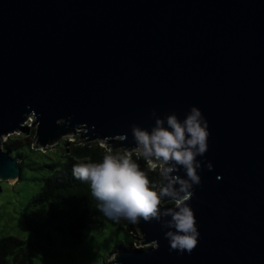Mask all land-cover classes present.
Returning <instances> with one entry per match:
<instances>
[{
  "label": "water",
  "instance_id": "water-1",
  "mask_svg": "<svg viewBox=\"0 0 264 264\" xmlns=\"http://www.w3.org/2000/svg\"><path fill=\"white\" fill-rule=\"evenodd\" d=\"M193 106L210 132L198 246L171 251V217L141 219L143 246L108 264H264V0H0V182L22 178L4 139L31 117L41 149L78 131L133 152V125Z\"/></svg>",
  "mask_w": 264,
  "mask_h": 264
},
{
  "label": "clouds",
  "instance_id": "clouds-1",
  "mask_svg": "<svg viewBox=\"0 0 264 264\" xmlns=\"http://www.w3.org/2000/svg\"><path fill=\"white\" fill-rule=\"evenodd\" d=\"M153 116L156 117L155 111ZM132 134L136 144L134 151L149 170L159 167L167 181L159 191L127 152L106 154L100 162L77 163L73 166V175L90 182L92 195L101 202L100 210L110 219L138 223L141 219L148 222L171 217L163 223V227L169 229L165 238L170 250L190 254L198 246L200 233L194 210L187 201L192 198L194 186L201 184L198 170L202 162L197 157L208 151V121L202 111L193 106L183 120L175 113L157 117L151 131L133 125ZM181 168L184 177L173 175ZM207 168L213 169L210 161ZM162 198L174 200L175 207L162 210Z\"/></svg>",
  "mask_w": 264,
  "mask_h": 264
},
{
  "label": "rangeland",
  "instance_id": "rangeland-1",
  "mask_svg": "<svg viewBox=\"0 0 264 264\" xmlns=\"http://www.w3.org/2000/svg\"><path fill=\"white\" fill-rule=\"evenodd\" d=\"M30 119L27 123L29 130L24 133L17 132L4 139V149L5 145L14 139L29 145L23 147L26 159L22 179L18 182H0V237L14 236L24 240L34 264H108L121 247L143 246L135 223V231L132 232L129 221L125 219H110L102 225L71 232L66 226L58 223L51 226L47 215L26 210V206L42 186L38 181L39 171L29 168L28 164L31 161L43 163L48 158L60 160L61 156L68 153L67 150L73 142L86 143L77 131L63 137L57 144L41 149L35 144L34 118ZM98 142L104 147L111 146L105 141ZM165 204L161 200V205ZM28 219L38 224V231L29 227Z\"/></svg>",
  "mask_w": 264,
  "mask_h": 264
},
{
  "label": "trees",
  "instance_id": "trees-1",
  "mask_svg": "<svg viewBox=\"0 0 264 264\" xmlns=\"http://www.w3.org/2000/svg\"><path fill=\"white\" fill-rule=\"evenodd\" d=\"M25 145L29 144L16 139L5 145V150L10 152L12 157L22 160V173L26 159V153L23 151ZM67 152L57 161L48 158L43 163L31 161L28 164L29 168L39 171L38 181L42 186L32 197L26 210L47 215L51 226L58 223L66 226L71 232L102 225L110 218L100 210L101 202L92 195L90 182L79 180L73 175V166L77 163L100 162L106 154L123 155L126 151L112 149L111 146L104 147L98 141L89 143L76 141L71 144ZM130 153L132 160L146 172L150 183L154 184L155 190L158 191L163 180L159 168L155 171L149 170L139 154ZM28 224L31 229L39 230L34 220L28 219ZM129 224L130 230L135 231L133 223L129 222ZM0 264H34V261L24 240L14 236H4L0 237Z\"/></svg>",
  "mask_w": 264,
  "mask_h": 264
}]
</instances>
